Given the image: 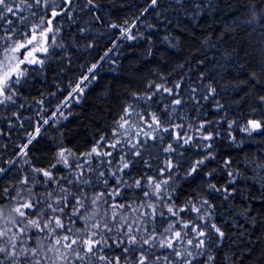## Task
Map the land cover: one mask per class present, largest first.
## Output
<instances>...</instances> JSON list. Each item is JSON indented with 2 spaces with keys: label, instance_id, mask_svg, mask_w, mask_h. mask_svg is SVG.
<instances>
[{
  "label": "snow or ice",
  "instance_id": "6c2138e0",
  "mask_svg": "<svg viewBox=\"0 0 264 264\" xmlns=\"http://www.w3.org/2000/svg\"><path fill=\"white\" fill-rule=\"evenodd\" d=\"M261 3L264 4V0ZM215 7L216 0H169L167 7L164 0H144L139 15L133 21L126 19L123 24H106V29L112 30L111 34L115 36L114 40H109L111 47H106L103 55H98L90 66L81 65L84 71L79 73L77 82H70L67 88L56 86L63 97L56 103L55 111L46 118L43 114L49 110L44 107L45 93H39L41 99L35 103L41 107L35 115L40 119L35 121L34 131L27 132L26 142L17 146L14 156L22 158L25 165H31V154L40 142L42 128L45 125L55 127L61 119H68L62 109L81 103L99 79V70L104 63H117L118 53L122 52L118 42L147 39L143 33L134 31L146 14L154 13L158 23L166 21L170 25L171 19L164 16L170 10L191 13L194 20L201 12ZM102 8L98 0H83V3L81 0H0V107L10 112L12 117L32 126V117L23 116L20 110L25 103L18 104V98L25 97V86L34 75L43 77L47 82L46 71L63 72L65 59L72 63L69 48L77 47L66 45L61 21L66 19L75 24V13L87 12L95 21L103 23L105 17L99 14ZM147 27L151 29L154 26L149 24ZM78 32L81 40H95L88 35L89 29L85 27H79ZM261 39L264 40V35ZM164 40L168 41L169 36L166 35ZM170 46L174 47V44ZM82 47L93 50L97 44L88 42ZM238 47L240 51H246L243 45ZM148 55H153L151 49ZM226 59L227 64L218 65L225 72L228 64L234 62L231 56ZM54 60L60 62L57 68H53ZM249 60V67L254 69L253 77L255 69L264 72V54L260 60L255 55H249ZM204 63L203 59L199 61V65ZM178 67L183 69L184 65ZM243 74L248 75L247 72ZM200 79H208L207 74L201 71ZM167 85L168 82L161 78V82L148 81L144 92L127 93L111 125L93 139L89 151L78 156L70 148L59 146L55 152V163H50L48 167L32 166L15 184L0 188V264H216V256L212 253L228 239L227 229L237 230L241 238L248 232L246 225L240 224L232 213H227L232 216L231 223L223 215L217 219L211 200L222 197L227 204L240 191L236 187L239 181L249 179L245 175L249 171L255 179L252 187L259 184V192L248 193L247 203L238 215L250 221L254 230L260 226L252 210L259 208L261 216H264V175H257V170L264 173V156L246 157L241 171L233 168L235 161L229 154L222 163H218L224 173V183L212 182L216 179L217 168L209 170V162L217 160L215 141L222 137V132L219 128H212L213 121L210 120L201 122L193 130L199 133L198 137L186 130L184 123H173V114L182 109L188 90L184 88V77L172 86ZM204 87L206 92L202 97L195 95L200 85L192 87V99L215 100L218 89L211 84ZM161 94L171 97L170 103H165L162 109L149 110L153 104L160 103L156 97ZM48 95L56 97L57 92ZM259 100L264 104V95H260ZM215 110L223 111L224 105L216 101ZM221 119L225 120L230 130L228 136L223 137L228 139L229 146L240 147L236 137L232 136V131L237 128L249 138L253 134L264 135V119L251 117L243 126L235 120L227 121L226 117ZM25 123L20 124L21 129H24ZM12 127L13 121L9 120L8 128ZM7 134L3 132V135ZM165 138L171 142L162 148L166 155L160 165L159 157H152L150 150L157 148V142L162 143ZM192 147L199 150L200 158L188 162L184 151ZM145 151L149 152V159L144 158ZM85 157L87 159H82ZM93 159L98 160L97 168L115 166L110 174L98 172L96 183H102L105 189L100 192L94 190L93 182L84 178L86 170L97 173V168L91 167ZM152 159L160 165L158 168H153ZM8 163L11 165L14 161L9 160ZM138 164L143 165V171L138 172V178H133L129 170ZM58 165H63L70 172L75 168V181L70 177L57 178L55 170H58ZM10 170L0 167V177ZM178 179L189 182L188 187L199 180L206 186L209 198H201L200 192L196 191L182 205L179 204L174 187ZM63 181L75 191L63 187ZM53 184L56 188H52ZM41 185L51 190L38 194L34 189ZM80 185L93 187L92 194L89 195ZM122 189L138 190L142 193V201L121 202ZM128 212L132 215H127ZM156 220L161 227L164 224L167 227H163L162 231L155 226L151 229L145 227L154 225Z\"/></svg>",
  "mask_w": 264,
  "mask_h": 264
},
{
  "label": "trees",
  "instance_id": "16d2710c",
  "mask_svg": "<svg viewBox=\"0 0 264 264\" xmlns=\"http://www.w3.org/2000/svg\"><path fill=\"white\" fill-rule=\"evenodd\" d=\"M98 2L103 6L99 13L105 17L103 23L95 21L87 12L75 13V24L66 19L61 21L66 45L77 46L69 48L72 63L69 64L65 59L64 71L61 73L52 70L46 71L47 82L43 77L34 75L25 86V97L18 98V104L25 103V107L20 111L23 116L32 117V126L21 119L12 117L10 112L0 107V167L11 169L7 175L0 177V188L15 184L17 179H22L27 171H30L32 166L48 167L50 163H55V152L58 151L59 146L70 148L78 156L82 152L89 151L93 139L106 126L111 125L112 118L119 112V105L126 100L127 93L144 92L148 81L161 82V78L168 82L167 86H172L180 77H184V88L188 90L185 93V103L182 109L173 114V123H184L185 129L192 131V134L198 137L199 133L193 130L201 122L210 120L213 121L212 128H219L222 132V137L215 141L217 147L214 148V151L217 153V160L209 162V170L213 167L217 168L216 179L212 182L224 183V173L218 167V163H222L229 154L235 161L233 168L241 171L243 170L242 162L246 157L251 159L256 156H264V135L253 134L249 138L237 128L232 131V136L236 137V142L240 147L229 146L228 139H223V137H227L230 130L227 128L225 120L221 119L226 117L227 121L235 120L239 126H243L251 117L264 119V104L259 100V96L264 95V72L255 69L256 75L253 77L254 69L249 67V55H255L257 60H260L264 54V40L261 39V36L264 35V27H262L264 25V4L261 3V0H216L215 8L201 12L194 20L191 18V13L185 14L182 11L176 13L171 10L164 13V16L171 19L170 25L166 21L163 24L158 23L154 13L146 14L137 23L134 31L137 34L143 33L147 39L118 42L122 47V52L118 53L117 63H104L99 70V79L93 83L87 94L81 99V103L71 106L70 109H62L68 115V119H61L55 127L45 125L42 128L40 142L31 154V165H25L22 158L15 157L17 146L26 142L27 132L34 131L35 121L40 119L35 115L37 109L41 107L35 103L36 100L41 99L39 93H45L44 107L49 110L48 113L43 114L46 118L52 111H55L56 103L63 97V94L57 91L56 86L67 88L70 82H77L80 78L79 73L84 71L81 65L88 64L90 66L91 62L98 58V55H103L106 47H111L109 40H114L115 36L111 34L112 30L106 29L105 25L123 24L126 19L129 22L133 21L139 15L141 6L144 5V0H98ZM168 2L169 0H164L165 7ZM253 15H255V19H253ZM149 24L154 27L148 28ZM79 27L89 29L88 35L94 37L95 40H81L78 32ZM226 28L229 29L228 32L225 31ZM150 33L151 35H149ZM166 35L169 36L168 41L164 40ZM88 42H95L97 48L84 49L82 45ZM173 44L174 47L170 46ZM212 45H216V47H212ZM239 45H243L246 51H240ZM149 49L153 53L151 56L148 55ZM229 56L233 57L234 62L228 64L226 72L222 71L218 65L227 64L226 58ZM201 59L205 60L203 65H199ZM59 63V60H54L53 68H57ZM181 64L184 65L183 69L178 67ZM241 65H243V71ZM113 68L116 69L115 72L111 71ZM201 71L207 74L208 79H200ZM244 72H247L248 75L245 76ZM245 81H251V83H245ZM209 84L219 91L215 100L192 99L190 92L192 87L200 85L199 91L195 95L202 97L206 92L204 86ZM225 85L228 87L225 88ZM53 91L57 92L56 97L48 95ZM29 93L31 94L29 95ZM156 99L160 103L153 104L149 110L162 109L165 103H170L171 97L161 94ZM216 101L224 105L223 111L215 110ZM109 105H111V109H109ZM109 111H111V115H109ZM163 118L167 120V117ZM9 120L13 121L12 128H8ZM216 121H220V123L217 124ZM21 123H25L24 129L20 128ZM189 126L191 127L189 128ZM3 132L8 134L3 135ZM170 142L165 138L162 143L157 142V148L150 150L152 157H159L160 165L166 155L162 148ZM198 153L199 150L192 147L184 151V156L188 162H191L200 158ZM144 158L149 159L148 151H145ZM115 159L119 158L115 157ZM9 160H13L14 163L10 165ZM151 163L153 168L160 166L157 165L155 159H152ZM97 164L98 160L93 159L91 167L97 168ZM57 167L58 170H55L57 178L70 177L75 181L77 171L75 168L70 172L63 165ZM114 168L115 166L112 168L99 167L96 174L86 170L84 178L93 182L94 190L100 192L105 189L102 183H96L98 172L106 171L110 174ZM129 171L133 178H138V172L143 171V165L138 164ZM180 175H183V170ZM245 175L249 179L239 181L236 187L240 191L235 193L227 204L222 197L211 200L215 205L217 219L223 215L224 219L231 223L232 216H228L227 213H232L240 224L246 225L248 232V235L241 238L237 230L229 227L227 229L228 239L224 241L218 251L214 250L212 253L216 256V264H226V260L227 264H264V216H261L259 208L252 210L253 215L260 222V226L254 230L250 221L244 216L238 215L247 203L248 193L259 192V184L252 187L255 183V179L252 178L253 173L249 171ZM257 175H264V173L257 170ZM125 179H129V177H125ZM61 183L63 187L72 189V186L68 185L66 181ZM188 183L178 179L174 184L179 204L182 205L196 191L200 192L201 198H209L206 186L202 185L199 180L191 187H188ZM111 184L112 181L109 183V191ZM80 187L84 188L89 195L93 192V187L89 185H80ZM52 188H56V185L53 184ZM34 190L39 194L51 189H46L41 185ZM72 190L75 191V189ZM120 199L121 202L130 204L133 200L140 203L143 197L142 193H138V190L122 189ZM126 214L132 215L131 212ZM153 226L159 227L161 231L163 227H167L166 224L161 227L159 220L154 221V225L145 227L151 229ZM232 257L235 259H228Z\"/></svg>",
  "mask_w": 264,
  "mask_h": 264
}]
</instances>
